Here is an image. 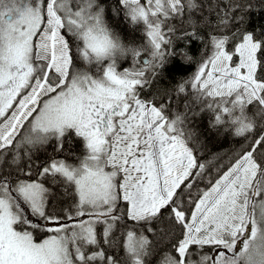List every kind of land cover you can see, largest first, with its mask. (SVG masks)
I'll return each mask as SVG.
<instances>
[{
  "label": "snow or ice",
  "instance_id": "1",
  "mask_svg": "<svg viewBox=\"0 0 264 264\" xmlns=\"http://www.w3.org/2000/svg\"><path fill=\"white\" fill-rule=\"evenodd\" d=\"M253 7L0 0V264H264ZM177 61L195 71L162 90ZM206 113L243 143L204 183L190 142Z\"/></svg>",
  "mask_w": 264,
  "mask_h": 264
},
{
  "label": "trees",
  "instance_id": "2",
  "mask_svg": "<svg viewBox=\"0 0 264 264\" xmlns=\"http://www.w3.org/2000/svg\"><path fill=\"white\" fill-rule=\"evenodd\" d=\"M254 7L246 17V27L248 30L259 32L264 30V0H251ZM125 40L129 38L128 31L122 33ZM138 37V38H137ZM140 35L135 34L132 39L140 40ZM202 45L195 43L189 49V54L193 56V61L199 59V51ZM195 62L184 65L177 61L169 67L164 75V78L157 85L159 88L172 89L176 83L182 78H187L195 71ZM197 111H199L197 109ZM250 115L252 113H249ZM211 119L210 114H203L192 125L193 136L190 146L193 147L194 153L198 157V162L205 165L204 183L207 182L208 176H214L218 170L225 166L230 158L236 153L243 143L242 139L235 137L231 130H226L223 127L209 128L208 121ZM71 150L75 155L82 156L84 154L83 144L80 140H74L71 144L66 145V151ZM51 153V149H48ZM75 162L74 158L70 159ZM204 183L199 185L204 187ZM195 192V189H193ZM43 238V237H41Z\"/></svg>",
  "mask_w": 264,
  "mask_h": 264
},
{
  "label": "rangeland",
  "instance_id": "3",
  "mask_svg": "<svg viewBox=\"0 0 264 264\" xmlns=\"http://www.w3.org/2000/svg\"><path fill=\"white\" fill-rule=\"evenodd\" d=\"M138 38V37H137ZM69 162H71V161H69ZM72 163H78V161L76 160L75 162H72Z\"/></svg>",
  "mask_w": 264,
  "mask_h": 264
}]
</instances>
